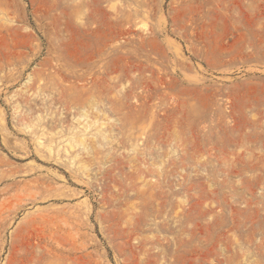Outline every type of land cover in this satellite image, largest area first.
Instances as JSON below:
<instances>
[{
  "label": "rangeland",
  "instance_id": "374dc122",
  "mask_svg": "<svg viewBox=\"0 0 264 264\" xmlns=\"http://www.w3.org/2000/svg\"><path fill=\"white\" fill-rule=\"evenodd\" d=\"M0 264H264V0H0Z\"/></svg>",
  "mask_w": 264,
  "mask_h": 264
}]
</instances>
